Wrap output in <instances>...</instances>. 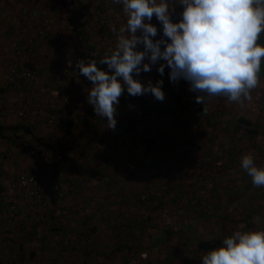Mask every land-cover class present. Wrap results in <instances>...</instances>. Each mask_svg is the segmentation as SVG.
<instances>
[{"label": "crops", "instance_id": "1", "mask_svg": "<svg viewBox=\"0 0 264 264\" xmlns=\"http://www.w3.org/2000/svg\"><path fill=\"white\" fill-rule=\"evenodd\" d=\"M47 1L0 0V264H202L209 251L199 250V241L217 240L219 248L237 231H264V186L255 187L240 163L247 154L264 167V58L257 86L235 102L224 93L193 92L183 79L171 82L168 67L163 76L157 72L166 63L159 61L134 78L145 86L163 80L164 101L150 93L135 98L125 90L113 130L87 102L91 82L76 64L94 59L108 71L100 61L116 50L120 35H129L119 31L127 19L123 5L114 0ZM165 2L171 21L179 22L181 0ZM150 23L158 30L154 42L167 40L155 16ZM259 41L264 42V32ZM136 50L143 51V45ZM23 68L34 70L31 82H11V73ZM163 109L176 118L157 116ZM204 116L211 121L224 117L226 128L221 126L217 139L204 140V130H211L204 128ZM237 117L247 118L249 126L237 129L231 120ZM153 118L155 125L163 118L188 124L193 141L154 138L162 153L147 156L137 127L149 131ZM188 146L194 147L192 154L184 151ZM26 148L38 158L26 157ZM186 158L195 161L189 165L194 178L200 173L204 179V170L213 169L231 173L229 184L206 179L210 188L205 184L198 192L208 197L194 196L196 188L179 184L186 177L171 176ZM211 163L213 168H204ZM154 165L157 175L150 173ZM29 173L45 180L44 205L11 188L18 175ZM134 194L144 198L135 200ZM151 207L156 212L148 216ZM129 213H140L145 228L135 240L115 230L130 224ZM194 225L204 231V239L190 232Z\"/></svg>", "mask_w": 264, "mask_h": 264}, {"label": "clouds", "instance_id": "2", "mask_svg": "<svg viewBox=\"0 0 264 264\" xmlns=\"http://www.w3.org/2000/svg\"><path fill=\"white\" fill-rule=\"evenodd\" d=\"M114 2L123 5L127 17L119 31L129 35H120L116 50L100 61L108 71L98 68L94 59L76 64L79 74L91 82L87 102L96 115L106 118L108 128L115 129L117 106L125 90L133 97L150 93L164 101L163 80L145 86L134 78L150 72L159 61L166 62L157 68L161 76L168 67L170 81L183 79L193 92L224 93L235 102L257 86L264 58V45L258 43L264 32V0H181L182 19L175 23L165 0ZM153 16L162 24L167 40L154 42L158 30L150 23ZM138 44L143 51L136 50ZM146 58L149 62L143 63ZM196 101L200 103L201 98L197 96ZM240 163L255 187L264 186V167H257L247 154ZM224 245L204 255L202 264H264V231H237Z\"/></svg>", "mask_w": 264, "mask_h": 264}, {"label": "trees", "instance_id": "3", "mask_svg": "<svg viewBox=\"0 0 264 264\" xmlns=\"http://www.w3.org/2000/svg\"><path fill=\"white\" fill-rule=\"evenodd\" d=\"M263 37V36H262ZM258 43H262L264 44V42H261L258 40ZM136 98V97H135ZM161 115H168V116H172V118H176L172 112V110L170 109H163V110H160L157 114V116H161ZM171 118V119H172ZM224 117H219V118H214L213 121L210 120V116H204V126L207 128H210L211 130L207 131V130H204V140H212V139H217L218 137V131H220L219 129L221 128V126L223 125V120ZM231 120H234V124L237 126V129H240V126L244 127V128H247L249 126V121L247 118H244V117H237L236 119H232ZM220 121V122H218ZM228 122V121H227ZM220 124L217 128V125ZM240 125V126H239ZM226 128V124L223 125V129ZM247 130V129H246ZM249 133V131H246ZM199 135L201 136V134L199 133ZM134 138H136L134 136ZM139 140H141L142 142V146H143V151H144V154H146L147 156H152L154 153H158L160 152V154L162 153V150L161 148L159 147H155L154 145V138H151V137H140ZM157 140L159 141H162L164 140L163 139V136L160 135L159 137H157ZM165 150V149H164ZM164 152V151H163ZM156 165L150 167V173H154L157 175L158 171L154 170L153 168H155ZM200 173H197L195 174V180H194V183L193 184H189L186 183L185 181H189L190 180V176L186 177L184 183H179V184H188L194 188L197 189V192L200 190L199 188V184L196 183V180L200 177ZM166 177V176H165ZM193 177V176H192ZM150 181L152 180V177L149 179ZM134 181V184L132 183V187L133 188H136L138 187V183L136 182V179L134 177L133 179ZM116 182H119V181H116ZM171 182V181H170ZM169 182V183H170ZM121 185H118V187H120ZM144 197H141L139 194H134L133 196V199L135 200H138L140 201V199H143ZM152 197H148V199H151ZM138 206H139V203H138ZM156 212V208L155 207H151L148 209V216L154 214ZM130 217H131V222L130 224L125 227V228H116L115 230H120L122 233L120 235H128V234H133V240L137 239L136 236L139 237V235L143 232V230L145 229L143 227V225L141 224V221L139 219H141V215L140 213L135 215L132 214V213H129ZM113 230V229H112ZM128 242L129 239H131L130 236H124L123 240H125ZM218 245V241L217 240H214L213 242H210V241H199V243L197 244V248L199 250H208V251H211V250H214ZM124 246V244H123ZM122 246V247H123ZM119 247V246H118ZM121 248V247H120Z\"/></svg>", "mask_w": 264, "mask_h": 264}, {"label": "rangeland", "instance_id": "4", "mask_svg": "<svg viewBox=\"0 0 264 264\" xmlns=\"http://www.w3.org/2000/svg\"><path fill=\"white\" fill-rule=\"evenodd\" d=\"M42 1L45 2L47 0H42ZM166 85L167 84H163V86L165 88H166ZM168 86H172V84H169ZM154 120H155V118H153V120L150 121L149 131H147V132L146 131L141 132L140 131L141 128L137 127V129L139 130L138 133L136 134L137 135V138H140L142 136L144 137L145 135L148 134L151 138H157L160 135H162L164 140H170V141H173V142L174 141H179L181 139H186V140L190 139L191 141H193V138H191V137L194 136V133H191L190 132V130L188 129V127H189L188 124H179V125H177V124H171V123L168 122V119L167 118H163V121L162 122H160V123H158V124L155 125L154 124L155 123ZM138 125H140V124H138ZM143 126L144 125H142V127ZM204 128H206V127L204 126ZM159 130L161 132H159ZM192 134H193V136H192ZM140 135H142V136H140ZM175 149H178V148H174V151H175ZM193 150H194V147H191V148L189 146L188 147H184V151L185 152H188L189 154H192L193 153ZM174 156H179V155L174 154ZM189 156H191V155H189ZM183 161L184 162H178L176 164V166H177V172H173L171 174V176L175 178V174L177 173L176 174V180L179 177L181 178V177H188V176H190L191 175V170L193 169V168H191V166L194 167V164H195L194 159L193 160H187V158H186V159H183ZM184 165L186 167H184ZM189 165H191V166H189ZM223 165L227 166V164H224V163H223ZM207 167L208 168H213L212 163L211 164H204V168H207ZM229 174H231V173H227L226 172L225 174H221L220 172H217V171H215L213 169L211 171H209V172H205V170H204V179H199L198 178L196 180V183L199 184V188H201V189H204V185L205 184H208L209 185L206 188H210L209 181L208 182L204 181L206 179H208V180H217L218 181L217 184H220V185L221 184L228 185L229 184V181H228L229 180ZM22 175H24V174H22ZM219 178L222 179V182L221 183H220ZM194 180H195V178L192 177V176H190V180L189 181L186 180L185 182L186 183L189 182V184H193L194 183ZM93 185H95V184H92L91 183V186H93ZM186 185H188V184H186ZM220 185H219V188H221ZM188 189H189V187H188ZM194 196H198L199 199L202 196L203 197L202 198L203 201H204L205 198L208 197V196H204V192L203 193L198 192V194H196ZM190 232H193L194 233V235H195L194 237L197 238V236H198L199 238L204 239V231L201 230V227H196L194 225V227L191 228Z\"/></svg>", "mask_w": 264, "mask_h": 264}, {"label": "built area", "instance_id": "5", "mask_svg": "<svg viewBox=\"0 0 264 264\" xmlns=\"http://www.w3.org/2000/svg\"><path fill=\"white\" fill-rule=\"evenodd\" d=\"M34 74L35 72L33 69L23 68L19 72H12L10 79L11 82L13 80H22L27 83L31 82ZM25 155L29 158H38L37 153L29 148L25 149ZM42 162L44 164H50L48 159H43ZM11 188L20 190L23 197L30 199L32 202L38 203L40 205L45 204L43 194L45 189V180L37 177L35 174L18 175L14 183L11 185Z\"/></svg>", "mask_w": 264, "mask_h": 264}]
</instances>
